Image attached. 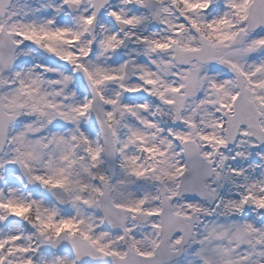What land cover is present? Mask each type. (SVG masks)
<instances>
[{
    "label": "snow or ice",
    "instance_id": "6c2138e0",
    "mask_svg": "<svg viewBox=\"0 0 264 264\" xmlns=\"http://www.w3.org/2000/svg\"><path fill=\"white\" fill-rule=\"evenodd\" d=\"M0 264H264V0H0Z\"/></svg>",
    "mask_w": 264,
    "mask_h": 264
}]
</instances>
